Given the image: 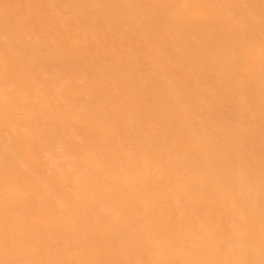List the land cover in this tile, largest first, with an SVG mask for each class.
I'll use <instances>...</instances> for the list:
<instances>
[{
	"label": "bare ground",
	"instance_id": "6f19581e",
	"mask_svg": "<svg viewBox=\"0 0 264 264\" xmlns=\"http://www.w3.org/2000/svg\"><path fill=\"white\" fill-rule=\"evenodd\" d=\"M49 3L0 0V264H264V0Z\"/></svg>",
	"mask_w": 264,
	"mask_h": 264
},
{
	"label": "rangeland",
	"instance_id": "374dc122",
	"mask_svg": "<svg viewBox=\"0 0 264 264\" xmlns=\"http://www.w3.org/2000/svg\"><path fill=\"white\" fill-rule=\"evenodd\" d=\"M41 13H42V17L45 18L41 21V23L44 25L45 29H49V27L47 26V24L49 23L48 18H54V17H58L59 14H57L56 12H54L50 6L49 0H42V7L40 9ZM66 31L73 33L74 31L72 30V28L68 27L66 28ZM101 51H108L109 54H111L112 51L108 50V49H101ZM56 249H61L60 247H57Z\"/></svg>",
	"mask_w": 264,
	"mask_h": 264
}]
</instances>
